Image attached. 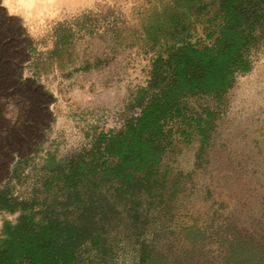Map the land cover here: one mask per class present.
Segmentation results:
<instances>
[{"label":"trees","instance_id":"16d2710c","mask_svg":"<svg viewBox=\"0 0 264 264\" xmlns=\"http://www.w3.org/2000/svg\"><path fill=\"white\" fill-rule=\"evenodd\" d=\"M140 29L125 46L141 45L148 77L122 125L50 157L30 197L0 189V212L17 214L0 264H191L207 241L222 264H264V235L237 224L247 203L221 178L238 167L212 162L225 96L264 46V0H154ZM194 141L191 169L176 166Z\"/></svg>","mask_w":264,"mask_h":264},{"label":"rangeland","instance_id":"374dc122","mask_svg":"<svg viewBox=\"0 0 264 264\" xmlns=\"http://www.w3.org/2000/svg\"><path fill=\"white\" fill-rule=\"evenodd\" d=\"M12 1L11 12L0 0V189L28 198L50 157L60 160L88 145L95 131L122 125L125 104L149 70L141 45H125L129 35L140 34L145 9L154 0ZM213 132V166L239 169L221 176L229 178L233 198L247 203L238 206L235 220L260 238L264 46L252 70L238 76L225 96ZM197 147L195 141L187 145L175 165L190 170ZM16 217L0 212V230L4 220ZM196 253L191 264H222L213 241Z\"/></svg>","mask_w":264,"mask_h":264},{"label":"bare ground","instance_id":"6f19581e","mask_svg":"<svg viewBox=\"0 0 264 264\" xmlns=\"http://www.w3.org/2000/svg\"><path fill=\"white\" fill-rule=\"evenodd\" d=\"M11 1H12V0H3V5L6 6V7H8L9 10L12 12V8H13L12 2H13V1H12V2H11ZM42 1H43V0H42ZM49 1H51V0H45V3H46V2L48 3ZM59 1H60L59 3L63 5V4H66V2L69 1V0H59ZM43 3H44V2H43ZM47 3H46V4H47ZM51 3H52V1H51ZM43 5H44V4H43ZM50 5H51V4H50ZM44 6H45V5H44ZM44 6H43V7H44ZM55 6H56V5H55ZM45 7H46V6H45ZM50 8H52V7H50ZM44 9H45V8H44ZM46 9H47V7H46ZM46 9H45V10H46ZM52 9H54V8H52ZM47 11L50 12V11H49V7H48V9L46 10V12H47ZM50 13H51V12H50Z\"/></svg>","mask_w":264,"mask_h":264}]
</instances>
